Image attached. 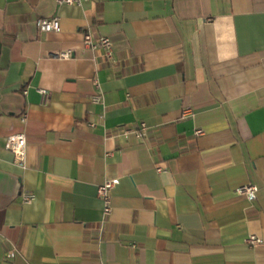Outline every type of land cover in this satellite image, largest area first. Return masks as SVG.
I'll list each match as a JSON object with an SVG mask.
<instances>
[{
	"label": "crops",
	"instance_id": "crops-1",
	"mask_svg": "<svg viewBox=\"0 0 264 264\" xmlns=\"http://www.w3.org/2000/svg\"><path fill=\"white\" fill-rule=\"evenodd\" d=\"M0 264H264V0H0Z\"/></svg>",
	"mask_w": 264,
	"mask_h": 264
},
{
	"label": "built area",
	"instance_id": "built-area-1",
	"mask_svg": "<svg viewBox=\"0 0 264 264\" xmlns=\"http://www.w3.org/2000/svg\"><path fill=\"white\" fill-rule=\"evenodd\" d=\"M90 0H55V2L58 5L62 4H69V5H76V6H84L86 3H88ZM38 26L40 31L42 32H48V31H59L61 29V21L60 16L58 14L47 17V18H41L38 21ZM84 44L86 47L92 48V49H98L101 48L104 51V55L107 60L116 62V54L113 47V41L108 36H101V37H95L90 31L85 32L84 34ZM73 55L72 50H64L60 51L57 56L62 59L70 58ZM94 85L96 87L95 93L92 95V101L94 103H102L104 94L99 82V79L96 78L94 80ZM25 93L28 92L27 89L24 91ZM39 92L42 95V104L46 105L48 104L50 100V92L45 89H39ZM103 118V116H101ZM21 122L24 124L28 122V113L25 112L20 117ZM100 121L98 119H95L92 117L89 120V126L92 128H95L99 125ZM139 131L138 135L143 136V134L147 131L148 125L146 122H140L139 123ZM203 131L201 129L196 130L197 134H201ZM27 135L24 131L14 133L10 136H8L6 141V148L13 152L14 154V161L16 164L20 166H25L26 164V158H27ZM161 170V169H160ZM120 178L119 177H107L99 186H98V196L101 199L103 203V215L104 217H108L113 210V193L115 187L119 184ZM259 190V187L254 184H247L243 185L238 188V192L245 195L249 199H254L257 196V192ZM36 200V194L34 192L26 191L22 193V201L25 204H32ZM246 241L249 244L255 245L260 243L262 240L257 237L256 235L252 234L250 235ZM16 255V249L13 248L9 251H7V256L14 257Z\"/></svg>",
	"mask_w": 264,
	"mask_h": 264
}]
</instances>
